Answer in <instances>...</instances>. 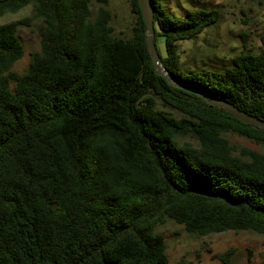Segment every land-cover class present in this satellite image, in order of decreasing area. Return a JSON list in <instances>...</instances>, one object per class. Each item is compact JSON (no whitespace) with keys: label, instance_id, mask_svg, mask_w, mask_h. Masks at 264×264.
I'll return each mask as SVG.
<instances>
[{"label":"trees","instance_id":"16d2710c","mask_svg":"<svg viewBox=\"0 0 264 264\" xmlns=\"http://www.w3.org/2000/svg\"><path fill=\"white\" fill-rule=\"evenodd\" d=\"M90 1L0 0V16L33 6L32 17L0 25V264H170L156 232L165 217L201 236L264 235V153L238 155L224 136L264 143V129L205 98L264 119V35L224 71H187L179 42L220 10L177 17L151 0L163 64L197 93L156 72L138 0L130 38L114 34L108 0L95 18ZM36 18L40 51L13 71L24 55L18 29ZM233 252L217 258L232 264Z\"/></svg>","mask_w":264,"mask_h":264},{"label":"rangeland","instance_id":"374dc122","mask_svg":"<svg viewBox=\"0 0 264 264\" xmlns=\"http://www.w3.org/2000/svg\"><path fill=\"white\" fill-rule=\"evenodd\" d=\"M166 13L183 17L188 10L216 8L221 12L220 20L200 33L195 39L179 42L180 56L187 71H224L232 65L235 56L242 52L257 53L263 46L264 0H160ZM101 0L90 1L91 17L95 18ZM113 12L114 34L119 37L133 36L136 15L131 11L129 0H108ZM33 6L28 4L17 12L0 16V25L15 20L32 17ZM43 21L33 19L30 25H22L18 36L24 46V55L14 65L13 71L24 73L34 53L40 51V34ZM157 48L166 55L164 37L157 40ZM158 107L167 109L179 116L175 110L164 107L158 100ZM224 136L240 155L242 148L264 153V143L234 132ZM182 141L194 139L187 136ZM156 232L165 236L170 264H222L217 258L228 249H234L232 264H259L264 253V235L254 231L228 230L210 235H197L186 232L183 225L165 217L156 226Z\"/></svg>","mask_w":264,"mask_h":264},{"label":"water","instance_id":"95a60500","mask_svg":"<svg viewBox=\"0 0 264 264\" xmlns=\"http://www.w3.org/2000/svg\"><path fill=\"white\" fill-rule=\"evenodd\" d=\"M138 1L141 7V11H142L145 23L147 25V46L151 53V57L155 65L156 72L158 74L163 75L172 86H176V87L186 89L189 91L201 93L200 90H198L197 88L186 85L182 81L176 79L164 66L162 56L160 55L158 51L156 41H155L156 30H155V24H154V7L152 5L151 0H138ZM205 98L208 99V101L212 105L222 108L225 112L235 116L239 120L246 122L250 125L257 126V127L264 129V119H260L252 114L247 113L246 111L233 105L226 99L213 96V95H205Z\"/></svg>","mask_w":264,"mask_h":264}]
</instances>
